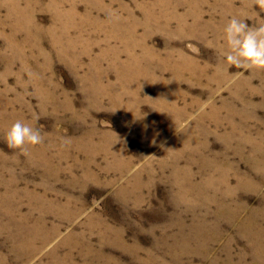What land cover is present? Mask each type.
<instances>
[{"label": "rangeland", "instance_id": "374dc122", "mask_svg": "<svg viewBox=\"0 0 264 264\" xmlns=\"http://www.w3.org/2000/svg\"><path fill=\"white\" fill-rule=\"evenodd\" d=\"M255 0H0V264H264ZM42 142L9 149L15 121Z\"/></svg>", "mask_w": 264, "mask_h": 264}, {"label": "clouds", "instance_id": "9594fccd", "mask_svg": "<svg viewBox=\"0 0 264 264\" xmlns=\"http://www.w3.org/2000/svg\"><path fill=\"white\" fill-rule=\"evenodd\" d=\"M256 6L264 11V0H255ZM223 40L227 45L225 61L244 70L264 69V24L250 27L244 20L230 18L223 29ZM40 132L27 123L15 121L5 133L9 149L25 152L24 145L35 146L42 142Z\"/></svg>", "mask_w": 264, "mask_h": 264}]
</instances>
